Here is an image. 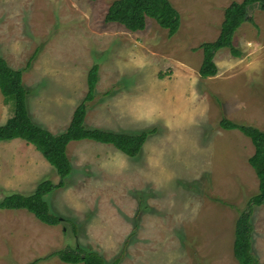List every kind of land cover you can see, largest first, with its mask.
Here are the masks:
<instances>
[{"label": "rangeland", "instance_id": "374dc122", "mask_svg": "<svg viewBox=\"0 0 264 264\" xmlns=\"http://www.w3.org/2000/svg\"><path fill=\"white\" fill-rule=\"evenodd\" d=\"M115 1L0 0V55L24 71L38 127L55 135L69 128L98 65L86 127L155 131L137 158L72 142L67 186L45 198L67 221L53 227L26 211L0 210V264H66L54 253L77 245L106 264H239L237 221L260 182L251 139L220 122L264 132V10L251 8L255 24L236 32L241 55L219 50V74L202 79L201 45L218 40L226 9L244 0H170L182 21L173 37L153 19L136 33L106 23ZM13 114L0 91V126ZM48 180L60 182L33 145L0 143V201ZM252 217L254 255L264 264V206Z\"/></svg>", "mask_w": 264, "mask_h": 264}, {"label": "trees", "instance_id": "16d2710c", "mask_svg": "<svg viewBox=\"0 0 264 264\" xmlns=\"http://www.w3.org/2000/svg\"><path fill=\"white\" fill-rule=\"evenodd\" d=\"M256 5L264 10V0H244L242 3H233L226 9L218 40L201 45L203 63L200 76L202 79L216 77L219 74L215 61L219 50L228 48L234 55H241L233 44L234 36L245 23L255 24L250 10ZM148 19L155 20L162 28L167 29L171 37L179 32L182 24L181 15L170 0H117L112 4L105 18L106 23L122 25L133 33L144 31ZM99 71L98 65L90 70L86 98L75 110L69 128L64 133L55 135L38 127L30 116L27 104L29 92L23 83L24 71L13 69L0 55V91L7 103L14 104L13 116L5 125L0 126V143L23 140L33 145L56 169L60 178L58 184L49 180L42 182L31 195L20 193L7 195L0 201L1 211H26L43 224L53 227L67 221L52 211L45 198L67 186V180L73 173V167L67 155L68 147L72 142L93 141L112 145L130 158L140 156L149 137L155 133L154 130L135 134L113 133L102 129H91L85 125L88 103L95 99ZM220 126L228 131H240L251 139L255 148V153L249 162L259 179V191L251 198L248 210L237 221L234 254L239 264H261L253 251L252 216L257 207L264 206V132L253 126L237 124L227 118L220 122ZM74 228L76 230L77 226L74 225ZM54 256L59 257L66 264H106L100 254L78 245L75 248L55 252ZM114 264H119V261Z\"/></svg>", "mask_w": 264, "mask_h": 264}]
</instances>
